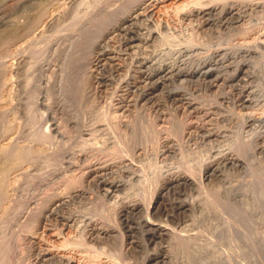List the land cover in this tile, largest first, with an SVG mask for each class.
Returning a JSON list of instances; mask_svg holds the SVG:
<instances>
[{"label":"rangeland","instance_id":"374dc122","mask_svg":"<svg viewBox=\"0 0 264 264\" xmlns=\"http://www.w3.org/2000/svg\"><path fill=\"white\" fill-rule=\"evenodd\" d=\"M137 4L134 25L104 48L116 60L93 71L95 29L119 26ZM210 63L217 84L197 75L161 89L144 77ZM176 175L193 185L157 205ZM132 203L141 210L126 215ZM157 254L264 264V0H0V264H148Z\"/></svg>","mask_w":264,"mask_h":264},{"label":"bare ground","instance_id":"6f19581e","mask_svg":"<svg viewBox=\"0 0 264 264\" xmlns=\"http://www.w3.org/2000/svg\"><path fill=\"white\" fill-rule=\"evenodd\" d=\"M139 2V1H138ZM144 4H137L136 7H134L133 9H131L130 13L128 15H126L125 17L122 18V22L119 26H115V27H110V28H104L103 29V24H102V29L101 27H97L95 30H96V34L93 33L92 35H96L95 37H98V39L96 41H93V45H90L92 47H90L89 50L93 49L94 51L93 52V55L91 57V59L88 62H90L91 64V68L94 70H97L100 66H101V63H106V62H114L116 60V57L114 55V52L110 51V50H105L104 48L107 46V43L110 41V40H113V33L115 32H118L120 30H122L121 28H123V31H127L128 29H130L135 21H136V18L138 16H140L142 14V9L144 8L143 7ZM146 5V4H145ZM130 9V8H129ZM201 13L203 14V16H209L212 14V9H204L201 11ZM200 13V14H201ZM224 15H229L231 17H234L233 15H235V13L233 12V10H228L224 13ZM202 16V17H203ZM53 18V17H52ZM210 18V17H209ZM230 18V17H229ZM210 19H205V24L207 25L208 22ZM227 21V20H226ZM237 21V20H236ZM228 22V21H227ZM225 23V22H224ZM105 24V23H104ZM100 26V25H99ZM113 26V25H112ZM45 27V26H44ZM136 30V29H135ZM92 37V36H91ZM94 38V37H93ZM91 38V39H93ZM139 38V37H138ZM88 40V39H87ZM91 41V40H90ZM137 41V38L136 39H131L129 40V42L127 43V49H132L133 47H135L134 43ZM89 41H87L86 43H88ZM92 43V42H90ZM89 44V43H88ZM87 45V44H85ZM116 45V44H115ZM94 46V47H93ZM87 47V46H86ZM146 47V46H145ZM119 49V48H118ZM81 51V50H80ZM85 51H88L87 49ZM89 52V51H88ZM82 53V52H81ZM87 53V52H86ZM145 54V53H144ZM81 55V54H80ZM152 55V54H151ZM156 55V54H155ZM177 55V54H175ZM174 55V56H175ZM188 55V54H187ZM139 57V56H138ZM166 59V58H165ZM222 59V58H221ZM174 60V59H173ZM83 62H84V55L82 56H79L78 58L75 59V65L77 66H82L83 65ZM166 62V61H165ZM150 62H142L141 65L139 66V68H143V70L140 71V73L143 75L145 73V71L149 70L150 68H152V64ZM107 64V63H106ZM176 64V63H175ZM104 66V65H103ZM158 66V65H157ZM156 66V67H157ZM127 67V66H126ZM241 67V66H240ZM159 69H154V71L152 72L151 75H145V80H152L154 77H157V79L155 81L152 82V84L155 86V87H158L160 85V88L162 89V87L164 88L165 87V84H167V82L169 83V81L171 80H174V79H181V78H193V77H196L197 75H200L202 76L204 79H211V82L214 84V83H219L222 81V77L218 74H216L217 72L215 71V69L217 68H213L211 63L210 64H204L203 66H201L196 72H192V73H185L183 72L182 70H180L179 68L175 67V66H160L158 67ZM219 68V67H218ZM146 69V70H145ZM182 69V68H181ZM127 70V69H126ZM152 70V69H151ZM105 72V71H104ZM111 72V71H110ZM109 72V73H110ZM93 74V73H92ZM226 74V73H225ZM244 74V71H243V68L241 67L238 72H237V78H240L241 75ZM246 75V74H245ZM84 76V75H83ZM93 76V75H92ZM137 79V78H136ZM236 80V79H235ZM140 81V80H139ZM126 82V81H125ZM182 83V82H181ZM92 84V83H91ZM97 84V83H96ZM132 85V84H131ZM174 85V84H172ZM178 85V84H177ZM218 86V85H217ZM80 87V86H79ZM118 88V87H117ZM218 88V87H217ZM78 89V88H77ZM76 89V90H77ZM81 89V88H80ZM120 89V88H119ZM122 89V88H121ZM137 89V88H136ZM156 89V88H154ZM144 90V89H143ZM80 90L76 91V93H78ZM150 91V90H149ZM171 91V90H170ZM206 91V90H205ZM126 92V91H125ZM135 92V91H134ZM184 92V91H183ZM156 94V93H155ZM171 95H174L175 97L177 96L175 93L171 94ZM124 97V96H123ZM131 97V96H130ZM184 97V96H183ZM122 98V97H121ZM150 98V97H149ZM115 99V98H114ZM123 100V99H122ZM177 102L181 103L182 101H184V99H180L178 97V99H176ZM195 101V100H194ZM193 101V102H194ZM135 102V101H134ZM115 103V102H114ZM142 103V102H141ZM183 103V102H182ZM198 103V102H197ZM127 104V102H126ZM125 104V105H126ZM183 104H185L186 106L188 107H193V105L190 103V102H184ZM252 104V103H251ZM118 106V105H117ZM183 106V105H182ZM200 106V105H199ZM134 107V106H133ZM196 107V106H195ZM172 109V108H171ZM175 109V108H174ZM163 111V110H162ZM208 111V110H207ZM212 112V111H211ZM120 113V112H119ZM171 113V111H170ZM205 113V112H204ZM207 114V113H206ZM214 114V113H213ZM200 115V114H199ZM124 116V115H123ZM194 117V116H193ZM166 119V118H165ZM202 124V123H201ZM196 125V124H195ZM205 125V124H204ZM199 126V125H198ZM261 126V125H260ZM197 131V130H196ZM195 131V132H196ZM192 132V131H191ZM217 132V131H216ZM221 137V136H220ZM173 139V138H172ZM207 139V138H206ZM165 146V145H164ZM169 146V145H168ZM228 151V150H226ZM216 153V152H215ZM238 153V152H237ZM222 154V153H221ZM240 154V153H239ZM219 155V154H218ZM237 155V154H236ZM215 156V155H214ZM225 158V156H224ZM126 159V158H125ZM216 159V158H215ZM211 160V159H210ZM104 161V160H103ZM214 161V160H213ZM112 162V161H111ZM218 162V161H217ZM108 163V162H107ZM223 165H228V164H231V165H237V158H234V156H227L223 162ZM101 164V163H100ZM120 164V163H119ZM211 164V163H210ZM120 168V167H119ZM106 168H96V170H91V173L92 174H96L98 172V174L101 175V172H104ZM219 169V165L217 163H214L213 165L207 167L206 169V177L207 178H210V177H213V175H216ZM86 172V171H85ZM137 173V172H136ZM189 173V172H188ZM183 174V173H182ZM190 174V173H189ZM170 175V174H169ZM115 177V176H114ZM191 177H187L186 175L182 176V175H176V176H172L170 177V179L167 181V184H165L164 187H162L160 189V191L158 192V197H157V200H156V204L158 205V203L160 202V200L163 199L164 197V194L162 193L163 191L165 190H169L170 188H184L186 186H192L193 185V181L190 179ZM84 181V180H83ZM89 181V180H88ZM105 186L108 187V191L111 190V191H117V189L120 187L119 185H117L116 183H106ZM75 195V194H74ZM78 195V193H77ZM214 199H216L214 197ZM140 201V200H139ZM65 202V201H64ZM72 202V201H71ZM61 202H59L60 204ZM63 203V202H62ZM54 204V203H53ZM70 204V203H69ZM125 205V204H124ZM156 205V206H157ZM47 206V205H46ZM67 206V205H66ZM123 206V205H122ZM188 206V203L186 202H182V203H179L176 207L178 210H185V208H187ZM127 210H126V215L127 214H134V213H139L141 208H140V205L138 203H132L128 206H126ZM55 208V206L53 207V209ZM44 210V208H43ZM51 211V210H50ZM53 212V211H52ZM51 212V213H52ZM68 212V211H67ZM66 212V213H67ZM76 213V212H75ZM245 214V213H243ZM76 215V214H75ZM82 215V214H81ZM242 215V213H241ZM80 216V215H79ZM41 217V216H40ZM43 217V216H42ZM66 217V216H65ZM69 217V216H68ZM76 217V216H75ZM83 218V217H82ZM87 218V216H86ZM67 219V218H66ZM84 219V218H83ZM90 220H93V219H89ZM52 221V220H51ZM240 221V220H239ZM45 222V221H44ZM72 223V222H71ZM88 223V222H87ZM97 223V222H96ZM145 223V226L148 227V230L149 232H151V236L154 237V238H163L165 235H166V229L164 227H162L161 225L159 224H154V223H150L148 221H144ZM98 224V223H97ZM102 224V223H100ZM67 225V224H66ZM71 225V224H70ZM88 225V224H87ZM241 225V224H240ZM107 226V225H106ZM238 226V225H237ZM104 227V226H103ZM50 228V227H48ZM47 228V229H48ZM88 228V227H87ZM111 228V227H110ZM139 228V227H138ZM144 228V227H143ZM93 229V228H92ZM168 229V228H167ZM57 230V229H56ZM84 230V229H83ZM97 230V229H96ZM105 230V229H104ZM102 230L101 228L98 229L96 231L97 235L99 234H102V235H108L109 234V231H104ZM107 230V229H106ZM60 231V230H59ZM63 231V230H62ZM236 231V230H235ZM138 232V231H137ZM171 232V231H170ZM128 233V232H127ZM172 233V232H171ZM127 235V234H126ZM137 235V234H136ZM142 236V235H141ZM84 237V236H83ZM100 237V236H99ZM141 238V237H140ZM144 238V237H143ZM107 242V241H106ZM131 242V241H130ZM86 244V243H85ZM140 245V244H139ZM70 246V245H69ZM68 246V247H69ZM72 246V244H71ZM76 246V245H74ZM87 247V246H86ZM91 247V246H89ZM75 248V247H74ZM84 248V247H83ZM88 248V247H87ZM164 248V247H163ZM72 249V248H71ZM81 249V248H80ZM145 249V248H144ZM138 250V249H137ZM79 251V250H77ZM82 251V250H81ZM85 251V250H84ZM155 251V250H154ZM157 251V250H156ZM155 251V252H156ZM159 251V250H158ZM168 251V250H167ZM166 251V252H167ZM43 252V251H42ZM48 252V251H47ZM151 252V251H150ZM167 254V253H166ZM168 255L170 256L171 254L168 253ZM90 256V254H89ZM48 257V256H47ZM43 258V257H42ZM45 258V257H44ZM41 259V258H40ZM171 259V258H169ZM43 260V259H42ZM45 261V260H44ZM49 262V261H48ZM47 262V263H48ZM165 262V257L163 256V254H157V256L151 258L150 260H148V264L149 263H152V264H164ZM89 263V262H88ZM56 264V263H55ZM146 264V263H145Z\"/></svg>","mask_w":264,"mask_h":264}]
</instances>
